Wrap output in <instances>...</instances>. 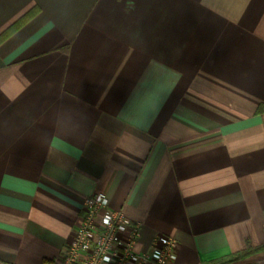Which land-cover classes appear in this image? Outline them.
<instances>
[{"label": "crops", "instance_id": "obj_1", "mask_svg": "<svg viewBox=\"0 0 264 264\" xmlns=\"http://www.w3.org/2000/svg\"><path fill=\"white\" fill-rule=\"evenodd\" d=\"M173 264H264V0H0V264H60L84 200Z\"/></svg>", "mask_w": 264, "mask_h": 264}, {"label": "built area", "instance_id": "obj_2", "mask_svg": "<svg viewBox=\"0 0 264 264\" xmlns=\"http://www.w3.org/2000/svg\"><path fill=\"white\" fill-rule=\"evenodd\" d=\"M139 236V226L123 212L111 209L105 195H91L83 202L75 235L60 264H173V238L156 236L148 251L137 252Z\"/></svg>", "mask_w": 264, "mask_h": 264}]
</instances>
